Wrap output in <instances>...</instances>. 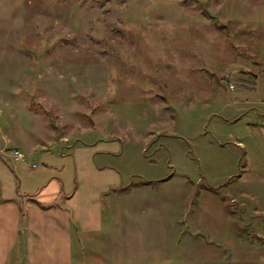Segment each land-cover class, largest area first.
Returning a JSON list of instances; mask_svg holds the SVG:
<instances>
[{
	"label": "rangeland",
	"instance_id": "rangeland-1",
	"mask_svg": "<svg viewBox=\"0 0 264 264\" xmlns=\"http://www.w3.org/2000/svg\"><path fill=\"white\" fill-rule=\"evenodd\" d=\"M0 126L122 145L79 264L264 256V0H0Z\"/></svg>",
	"mask_w": 264,
	"mask_h": 264
},
{
	"label": "crops",
	"instance_id": "crops-1",
	"mask_svg": "<svg viewBox=\"0 0 264 264\" xmlns=\"http://www.w3.org/2000/svg\"><path fill=\"white\" fill-rule=\"evenodd\" d=\"M13 148L31 157L43 151L42 167L14 162L9 154ZM49 151L29 147L0 126V264H79L82 249L74 252V235L102 238L106 194L127 178L112 161L122 153V145L98 148L93 141L66 146L59 149L60 155ZM111 167L112 177L105 173ZM194 257L184 252L138 264H264L263 255Z\"/></svg>",
	"mask_w": 264,
	"mask_h": 264
},
{
	"label": "built area",
	"instance_id": "built-area-1",
	"mask_svg": "<svg viewBox=\"0 0 264 264\" xmlns=\"http://www.w3.org/2000/svg\"><path fill=\"white\" fill-rule=\"evenodd\" d=\"M12 160L18 163H31L33 167L37 164L31 161V155H29L25 150L21 148H13L9 152Z\"/></svg>",
	"mask_w": 264,
	"mask_h": 264
},
{
	"label": "trees",
	"instance_id": "trees-1",
	"mask_svg": "<svg viewBox=\"0 0 264 264\" xmlns=\"http://www.w3.org/2000/svg\"><path fill=\"white\" fill-rule=\"evenodd\" d=\"M231 45L235 46V44H233V43H231ZM235 47H236V46H235ZM210 73H211V72H210ZM211 75L214 76V75H213V72L211 73ZM217 79H219V83H221V80H223L222 78H219V77H218ZM164 179H169V175H167ZM213 190L215 191L214 188H213ZM42 206L45 207V208H48V207H51L52 205H48V206H47V205H42ZM53 206H55V204H54ZM227 209H229V207H227ZM22 216H23V217L25 216V214H24L23 212H22ZM239 232H240V231H239ZM239 232H238V233H239Z\"/></svg>",
	"mask_w": 264,
	"mask_h": 264
}]
</instances>
